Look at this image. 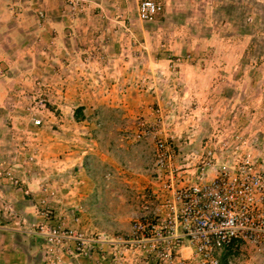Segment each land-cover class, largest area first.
<instances>
[{
    "label": "rangeland",
    "instance_id": "374dc122",
    "mask_svg": "<svg viewBox=\"0 0 264 264\" xmlns=\"http://www.w3.org/2000/svg\"><path fill=\"white\" fill-rule=\"evenodd\" d=\"M140 1L0 0V182L30 203L0 225L31 264H145L117 242L164 177L139 120L177 165L264 161V0Z\"/></svg>",
    "mask_w": 264,
    "mask_h": 264
},
{
    "label": "built area",
    "instance_id": "2783aa9c",
    "mask_svg": "<svg viewBox=\"0 0 264 264\" xmlns=\"http://www.w3.org/2000/svg\"><path fill=\"white\" fill-rule=\"evenodd\" d=\"M160 9L158 1L141 0L136 14L149 20ZM137 124L154 140L153 165L164 177L157 176L117 242L140 251L145 264H241L245 252L264 264V161L242 158L207 166L182 158L177 165L172 136H156L142 120ZM212 166L217 169L209 173ZM47 234L52 240L58 232L52 227Z\"/></svg>",
    "mask_w": 264,
    "mask_h": 264
},
{
    "label": "crops",
    "instance_id": "0c3cea01",
    "mask_svg": "<svg viewBox=\"0 0 264 264\" xmlns=\"http://www.w3.org/2000/svg\"><path fill=\"white\" fill-rule=\"evenodd\" d=\"M59 27V24H55ZM69 40V39H68ZM74 120V119H73ZM70 155H74V151L68 152ZM74 161L76 157H70ZM76 162V161H75ZM73 163V162H72ZM62 169V168H59ZM74 170V168H72ZM72 171V170H71ZM77 172V171H76ZM74 171V173H76ZM0 197L3 202H11L16 204L19 209L23 212L30 210V203L27 202V196L22 197V194H18L14 188H11L7 183L0 182ZM81 194L75 195L76 199L79 200ZM87 196L85 194L84 198ZM83 198V199H84ZM89 200V197L87 201ZM1 204V203H0ZM94 210H91L90 213L93 215ZM19 235L18 232L11 231L4 224L0 225V264H31L32 258L30 255L33 254L34 250L27 243V246H23L20 243L14 241V236ZM34 261V258H33Z\"/></svg>",
    "mask_w": 264,
    "mask_h": 264
}]
</instances>
